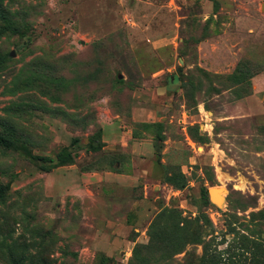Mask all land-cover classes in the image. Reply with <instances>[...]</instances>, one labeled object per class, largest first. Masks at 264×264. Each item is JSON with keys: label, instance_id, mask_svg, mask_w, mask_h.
I'll return each instance as SVG.
<instances>
[{"label": "rangeland", "instance_id": "1", "mask_svg": "<svg viewBox=\"0 0 264 264\" xmlns=\"http://www.w3.org/2000/svg\"><path fill=\"white\" fill-rule=\"evenodd\" d=\"M5 55L0 264H264V0H0Z\"/></svg>", "mask_w": 264, "mask_h": 264}, {"label": "crops", "instance_id": "2", "mask_svg": "<svg viewBox=\"0 0 264 264\" xmlns=\"http://www.w3.org/2000/svg\"><path fill=\"white\" fill-rule=\"evenodd\" d=\"M140 111L134 112L133 117H128V121L131 123V119L147 121L141 116ZM145 115V114H144ZM126 117L123 116L121 118H117V120H112L107 122V124L103 128V136L104 141L108 142L107 146L116 148L120 146L122 148H129L132 154L150 157L155 154V142L153 140L144 139V138H136L134 136V130L130 127L129 129H124L126 127ZM131 126V125H130ZM124 129V130H123ZM119 165V163H118ZM93 180L95 182H101L104 184H109L112 182H119L122 185H134L136 181L140 179L139 176L133 175L128 172H120V171H111L104 170L100 172H96L91 174ZM148 185L146 183L145 188ZM127 217V216H126Z\"/></svg>", "mask_w": 264, "mask_h": 264}, {"label": "trees", "instance_id": "3", "mask_svg": "<svg viewBox=\"0 0 264 264\" xmlns=\"http://www.w3.org/2000/svg\"><path fill=\"white\" fill-rule=\"evenodd\" d=\"M12 54V53H11ZM10 57V55H5L3 56L1 59H0V62H5L8 58ZM0 145H3L5 147H13L14 146V142L3 136V135H0ZM94 148V145L92 146ZM73 159V156L70 152H64L62 155L59 156V160H60V163H66V162H69V161H72ZM116 171H119V170H116ZM181 175V178L183 179V182H181L179 185V188H183L186 186V178L183 174H180ZM169 179L171 181H173L172 178L169 177ZM8 189V186L6 185H2L0 186V196L5 194V192L7 191ZM204 199L206 202H209V196H208V192L206 190H203V193H202Z\"/></svg>", "mask_w": 264, "mask_h": 264}, {"label": "water", "instance_id": "4", "mask_svg": "<svg viewBox=\"0 0 264 264\" xmlns=\"http://www.w3.org/2000/svg\"><path fill=\"white\" fill-rule=\"evenodd\" d=\"M12 55L14 56L15 54H14V52H12ZM123 76L122 75H120V78H122ZM223 189V187L222 186H218V187H212V188H210L209 189V196H210V198L212 199V200H214V199H217L218 200V193H216V191H221Z\"/></svg>", "mask_w": 264, "mask_h": 264}, {"label": "bare ground", "instance_id": "5", "mask_svg": "<svg viewBox=\"0 0 264 264\" xmlns=\"http://www.w3.org/2000/svg\"><path fill=\"white\" fill-rule=\"evenodd\" d=\"M223 189H224V187H223ZM223 189H222L221 191H223ZM221 191H220V192H221ZM216 192H219V190H218V191H216Z\"/></svg>", "mask_w": 264, "mask_h": 264}]
</instances>
